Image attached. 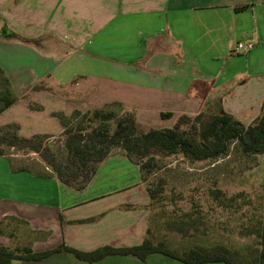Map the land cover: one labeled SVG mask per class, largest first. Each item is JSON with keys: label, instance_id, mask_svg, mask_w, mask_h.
Returning a JSON list of instances; mask_svg holds the SVG:
<instances>
[{"label": "crops", "instance_id": "crops-1", "mask_svg": "<svg viewBox=\"0 0 264 264\" xmlns=\"http://www.w3.org/2000/svg\"><path fill=\"white\" fill-rule=\"evenodd\" d=\"M243 6L247 8L237 11ZM0 17L8 33L23 39L27 47L9 46L27 49L38 42L39 48L55 47L54 52L40 55L58 66L50 86L56 87L54 93H44L66 103L49 110L39 102L42 112L56 120L55 129H37L24 136L18 125L20 136L52 138L64 131L55 113L70 116L111 103L135 110L142 125L155 129L172 128L181 115L207 110L223 111L249 124L261 111L264 0H0ZM245 41H252L254 48L245 55L235 54L236 45ZM67 59L81 65L103 63L107 100L97 99V91L86 86L90 70L79 75L70 67L60 68ZM69 87L72 100L63 98ZM78 96L86 100L79 101ZM7 158L0 156V223L5 228L10 219H17L18 240L31 242L34 251L65 244L92 252L105 246H138L151 238L154 200L138 166L122 150L111 153L82 192L60 183L44 163L37 164V170L16 169ZM11 245L7 233L0 235V246ZM19 264L89 263L57 253L41 262ZM94 264L182 263L154 254L146 262L113 256Z\"/></svg>", "mask_w": 264, "mask_h": 264}, {"label": "rangeland", "instance_id": "rangeland-1", "mask_svg": "<svg viewBox=\"0 0 264 264\" xmlns=\"http://www.w3.org/2000/svg\"><path fill=\"white\" fill-rule=\"evenodd\" d=\"M24 42L8 33L5 20L0 17V108L4 106L2 100L8 95L16 100V104L0 116V130H19L20 125L22 135L29 136L33 130L55 129L56 120L42 112L39 102H44L49 110L56 108L55 106L64 108L66 103L55 102L50 95L44 93H54L56 87L51 89L50 86L55 82L53 77L58 66L45 62L40 55L54 52L55 47L39 48L38 42H32L37 46L30 45V49L9 46L13 43L25 45ZM101 64L103 65L89 63L93 67L91 70L87 67L88 63L81 65L67 59L60 68L70 67L73 71L78 70L79 75L82 71L90 70L89 83L86 86L93 92L97 91V99L103 102L107 100V96L103 90ZM81 79L79 77L72 83ZM70 88L63 91V98L66 100H72ZM77 99L83 101L86 96H78ZM110 109L122 112L120 107ZM262 114L260 111L258 116ZM56 119L60 121L59 118ZM43 138L59 159L65 162V137L60 134ZM4 153L16 169L32 166L37 170L36 165L43 163L37 154H22L9 147L4 148ZM145 186L163 189L153 199L151 236L148 237L154 243L164 242L179 252L194 246L210 248L222 245L241 254H248V249L258 245L257 231L264 222V154L245 155L237 143H234L228 156L207 162L190 164L179 155L164 160L157 158ZM216 191L223 193V200L214 199ZM237 195L240 196L233 202L229 201ZM176 226H181L186 233L178 232ZM17 263L19 264L16 261L15 264Z\"/></svg>", "mask_w": 264, "mask_h": 264}, {"label": "trees", "instance_id": "trees-1", "mask_svg": "<svg viewBox=\"0 0 264 264\" xmlns=\"http://www.w3.org/2000/svg\"><path fill=\"white\" fill-rule=\"evenodd\" d=\"M246 8L247 6L239 7L237 11ZM2 101L4 106L0 108V116L16 104L15 98L9 95ZM112 107H120L122 112L110 109ZM261 112L263 114L250 124H245L223 111L217 114L204 111L198 115H181L172 128L155 129L142 125L135 110L126 109L121 103H111L85 113L76 110L70 116L54 114L64 128L62 136L65 137V162L61 161L52 147L45 142L43 137L47 139L49 136L23 137L19 135L18 129L0 130V156L5 155V147L22 154H37L60 183L82 192L92 183L100 165L114 150L120 149L132 164L138 166L142 183L145 184L155 168L157 158L164 160L179 155L190 164L207 162L228 156L234 143H237L245 155H263L264 101ZM162 116L171 118L169 114ZM147 190L152 200L163 192L162 188L147 187ZM238 196L240 195L229 201L233 202ZM223 198L221 191L214 192V199L220 201ZM14 220L17 219H10L5 228L3 223H0V235L7 233L14 244L0 246V264H13L15 261L41 262L57 253L73 255L77 260L89 264L113 256L133 257L146 262L148 257L154 254L163 255L182 264H264V222L257 231L258 245L248 249V254H241L222 245L210 248L194 246L179 252L164 242L154 243L149 238L141 245L133 247L105 246L92 252H81L61 244L49 251L36 252L31 242L22 244L18 240L20 222ZM189 226L192 225L189 223ZM176 227L178 232L186 233L181 226ZM150 234L148 229V235Z\"/></svg>", "mask_w": 264, "mask_h": 264}, {"label": "built area", "instance_id": "built-area-1", "mask_svg": "<svg viewBox=\"0 0 264 264\" xmlns=\"http://www.w3.org/2000/svg\"><path fill=\"white\" fill-rule=\"evenodd\" d=\"M254 48L252 41L239 42L234 48V53L238 55H245Z\"/></svg>", "mask_w": 264, "mask_h": 264}]
</instances>
